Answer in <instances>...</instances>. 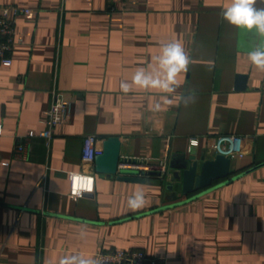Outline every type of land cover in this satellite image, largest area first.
<instances>
[{"label":"crops","instance_id":"obj_1","mask_svg":"<svg viewBox=\"0 0 264 264\" xmlns=\"http://www.w3.org/2000/svg\"><path fill=\"white\" fill-rule=\"evenodd\" d=\"M229 2L0 0L35 10L9 14L21 41L11 65L0 61V264H59L66 254L112 248L143 249L168 264H264V72L247 59L264 38L222 19ZM174 39L192 57L178 93L195 101L153 112L159 93L124 94L119 85L154 67ZM53 92L72 109L48 142L39 133ZM89 134L118 138L120 157L167 159L169 174L134 182L95 167L85 175ZM228 135L247 137L233 178L174 205L202 191L184 193L177 165L191 154L214 157L210 143ZM192 138L199 144L190 151ZM20 142L25 158L15 155ZM136 191L146 203L133 211Z\"/></svg>","mask_w":264,"mask_h":264},{"label":"built area","instance_id":"obj_2","mask_svg":"<svg viewBox=\"0 0 264 264\" xmlns=\"http://www.w3.org/2000/svg\"><path fill=\"white\" fill-rule=\"evenodd\" d=\"M126 1V0H123ZM24 14L33 16L35 10L31 8L20 7H6L0 5V61L5 65H11L13 62L10 52L15 45L21 40L16 36V24L9 14ZM53 101L50 107L44 112V122L47 128L39 133L40 136L47 139L49 142L54 137V129L61 123H64L72 109V101L61 98L58 94L53 92ZM35 131H30L28 138L36 136ZM104 141L96 134H89L85 139L84 149V164L83 173L85 175H92L96 166V157L104 153ZM199 144L198 138H192L191 147ZM247 137L228 135L216 137L209 145V152L211 154H226L231 158L243 156L246 150ZM26 147L23 143H18L15 155L18 158H25ZM118 174L135 175L149 178L153 175L165 178L169 174L167 159H161L157 163L149 158H140L135 156H122L118 163ZM109 258L108 264H168L167 258L164 256H156L148 253L143 249H106L96 253ZM118 257L117 261L111 258Z\"/></svg>","mask_w":264,"mask_h":264},{"label":"clouds","instance_id":"obj_3","mask_svg":"<svg viewBox=\"0 0 264 264\" xmlns=\"http://www.w3.org/2000/svg\"><path fill=\"white\" fill-rule=\"evenodd\" d=\"M264 3V0H259ZM258 0H230L221 10V17L228 24L238 30L255 32L264 38V7H256ZM247 59L260 72H264V46H257L248 51ZM155 66L138 67L128 80L120 82V91L124 94L136 90L159 93V101L151 106L153 112L162 111L164 106L174 103H184L187 106L195 101L192 95L178 93L180 80L178 77L189 70L192 63L190 52L186 51L179 39L163 43L158 55L154 57ZM146 203L143 191L134 192L127 201L130 210L144 207ZM107 257L96 255L86 256L83 253L66 254L59 260V264H108ZM117 261L118 257L111 258Z\"/></svg>","mask_w":264,"mask_h":264},{"label":"water","instance_id":"obj_4","mask_svg":"<svg viewBox=\"0 0 264 264\" xmlns=\"http://www.w3.org/2000/svg\"><path fill=\"white\" fill-rule=\"evenodd\" d=\"M120 142L118 138H108L104 141V153L96 157V169L107 173L117 174L121 180L146 182L147 178L135 175L118 174V163L120 160ZM232 158L226 154L218 153L212 158H206L205 155L200 157L189 155L184 157L183 163L178 164L176 168L182 170V175L175 174L179 178L183 176L184 193H192L195 190H202L191 197L175 203L179 205L186 203L194 198L201 196L207 191L211 190L214 185L213 182L228 178L231 171ZM220 184V183H219ZM172 187V184L169 185Z\"/></svg>","mask_w":264,"mask_h":264}]
</instances>
